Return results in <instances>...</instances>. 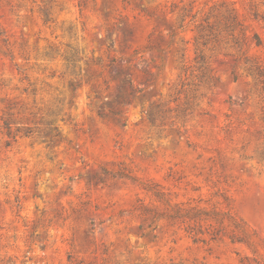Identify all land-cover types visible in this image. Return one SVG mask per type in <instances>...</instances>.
I'll return each instance as SVG.
<instances>
[{
    "label": "rangeland",
    "instance_id": "obj_1",
    "mask_svg": "<svg viewBox=\"0 0 264 264\" xmlns=\"http://www.w3.org/2000/svg\"><path fill=\"white\" fill-rule=\"evenodd\" d=\"M229 11L242 25L233 33ZM205 20L221 44L201 48L202 73ZM128 75L151 83L122 126L98 111ZM157 106L171 114L152 127ZM9 115L63 141L0 129V264H264V0H0ZM142 206L201 210L203 241L186 233L193 221L148 227Z\"/></svg>",
    "mask_w": 264,
    "mask_h": 264
},
{
    "label": "trees",
    "instance_id": "obj_2",
    "mask_svg": "<svg viewBox=\"0 0 264 264\" xmlns=\"http://www.w3.org/2000/svg\"><path fill=\"white\" fill-rule=\"evenodd\" d=\"M258 17V15L256 14ZM48 21V15L47 20ZM204 24H200L198 26V34L195 38V47H196V67L202 71V73L208 71L207 67V57L204 54V50L201 48H207L209 46L211 47L212 51H215V48L221 44L220 41V34L215 33V30H217V27L215 25H211L207 22V20L203 21ZM238 27H242V25L238 22L236 15L233 12L229 11V15L226 19L225 23V29L228 32H234ZM244 32V31H243ZM242 32V34H243ZM234 46L238 48L239 50L242 49V45L244 43V38L241 37L234 38ZM259 45V43H257ZM184 51L185 49H180V52H182V57H184ZM68 60V59H67ZM191 67L184 66L182 68L183 73L188 74ZM258 70V75L263 76L262 70ZM143 74L145 76H149L150 73L144 69ZM207 74H203V78H206ZM114 81L117 82L119 91L116 100L104 103L103 106L99 109L98 115L101 118H109L111 117L114 122L126 126L127 119H123V115H126L128 113V110L130 106L138 100L140 96L144 94V92L149 88L151 80L144 78L141 83L137 82L132 75H128L125 78H120L118 76L113 78ZM72 88H74L73 85H71ZM110 87L107 83V89ZM189 104H186V106L181 109L177 110L176 112L179 114H185L187 110L189 109ZM171 111H164L160 106L151 108L147 115H148V122L152 127H156V125H164L167 118L170 116ZM18 123H15L12 120V115H9L8 118H0V129L2 128L4 130L5 135L8 139H11L13 141H17L19 138H32L35 140H40L44 143H47L48 146L55 144V143H61L63 140L60 137L58 130L56 128L48 129L47 128H39V127H15ZM53 123L47 122L48 126H52ZM173 125V124H172ZM119 176L122 178H129V176L124 172H119ZM156 195L160 198L163 197L161 193H156ZM141 210V216H143V220L145 223L148 224V227H151V223H154L158 218H167L170 223H174V221H178L181 224H185L187 220L190 222L193 221L195 225H187V227H184L186 233L195 241H203L200 236H203L205 233L203 232V229L198 224L197 220L202 214L201 210H198L196 208H192L190 210H183L182 208H178L175 211H173L170 215H164L159 213H153V211L147 209L145 206L140 207ZM147 214H151L152 218L149 220L146 218ZM212 227V226H210ZM142 229V226H140ZM222 232V229H215L212 234L211 238L216 239ZM231 240L233 242H241L242 239L237 237L236 235H232Z\"/></svg>",
    "mask_w": 264,
    "mask_h": 264
}]
</instances>
